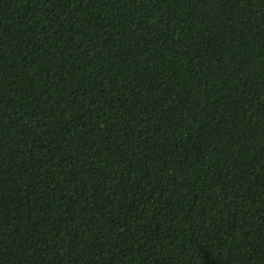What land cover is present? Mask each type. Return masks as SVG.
Segmentation results:
<instances>
[{"label":"trees","instance_id":"obj_1","mask_svg":"<svg viewBox=\"0 0 264 264\" xmlns=\"http://www.w3.org/2000/svg\"><path fill=\"white\" fill-rule=\"evenodd\" d=\"M0 264H264V0H0Z\"/></svg>","mask_w":264,"mask_h":264}]
</instances>
